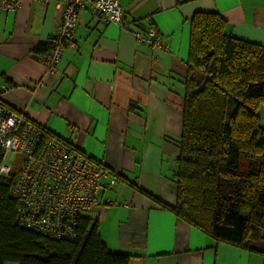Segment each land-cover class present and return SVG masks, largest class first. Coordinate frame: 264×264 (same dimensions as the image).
I'll return each instance as SVG.
<instances>
[{
    "label": "crops",
    "instance_id": "0c3cea01",
    "mask_svg": "<svg viewBox=\"0 0 264 264\" xmlns=\"http://www.w3.org/2000/svg\"><path fill=\"white\" fill-rule=\"evenodd\" d=\"M124 24L79 12L73 46L49 73L35 51L59 30V6L22 0L0 11L1 101L24 113L118 178L102 193V239L130 264H264V257L216 242L154 199L176 205L191 18L217 12L239 39L264 45V0H119ZM155 29L169 51L134 32ZM107 179H104V183Z\"/></svg>",
    "mask_w": 264,
    "mask_h": 264
},
{
    "label": "trees",
    "instance_id": "16d2710c",
    "mask_svg": "<svg viewBox=\"0 0 264 264\" xmlns=\"http://www.w3.org/2000/svg\"><path fill=\"white\" fill-rule=\"evenodd\" d=\"M190 25L176 205L131 185L216 242L264 257V45L234 37L217 12H198ZM43 129L46 139L65 142ZM18 171L19 164L14 177ZM14 182L0 178V264L131 263L108 249L99 221L88 215L72 240L23 227Z\"/></svg>",
    "mask_w": 264,
    "mask_h": 264
},
{
    "label": "built area",
    "instance_id": "2783aa9c",
    "mask_svg": "<svg viewBox=\"0 0 264 264\" xmlns=\"http://www.w3.org/2000/svg\"><path fill=\"white\" fill-rule=\"evenodd\" d=\"M46 8L51 0H34ZM59 30L50 49L40 56L49 73H55L64 51L73 46L79 12L90 9L106 24L127 28L119 0H57ZM22 0H0V11L16 10ZM141 42L163 51L169 47L151 29L134 32ZM8 88L3 87L1 92ZM19 171L14 177V169ZM0 178H15L11 195L17 201L20 224L54 239L72 240L80 217L102 207V193L118 183L116 175L89 159L80 150L56 138H45L42 126L24 113L9 110L0 102ZM104 179L107 182L104 183Z\"/></svg>",
    "mask_w": 264,
    "mask_h": 264
}]
</instances>
